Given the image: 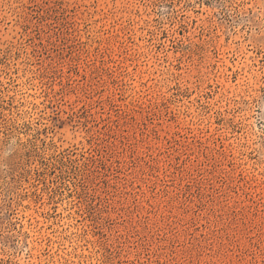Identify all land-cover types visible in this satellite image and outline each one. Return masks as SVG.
I'll use <instances>...</instances> for the list:
<instances>
[{"label":"rangeland","instance_id":"1","mask_svg":"<svg viewBox=\"0 0 264 264\" xmlns=\"http://www.w3.org/2000/svg\"><path fill=\"white\" fill-rule=\"evenodd\" d=\"M0 264H264V0H0Z\"/></svg>","mask_w":264,"mask_h":264}]
</instances>
